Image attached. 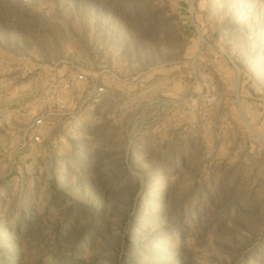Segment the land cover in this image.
I'll list each match as a JSON object with an SVG mask.
<instances>
[{"label":"rangeland","instance_id":"rangeland-1","mask_svg":"<svg viewBox=\"0 0 264 264\" xmlns=\"http://www.w3.org/2000/svg\"><path fill=\"white\" fill-rule=\"evenodd\" d=\"M0 264H264V0H0Z\"/></svg>","mask_w":264,"mask_h":264}]
</instances>
